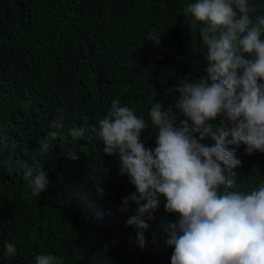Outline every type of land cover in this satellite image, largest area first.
<instances>
[{
  "label": "trees",
  "instance_id": "16d2710c",
  "mask_svg": "<svg viewBox=\"0 0 264 264\" xmlns=\"http://www.w3.org/2000/svg\"><path fill=\"white\" fill-rule=\"evenodd\" d=\"M192 2L0 0V264H35V256L48 253L63 256L64 264H171L163 229L178 217L165 211L161 197L155 219L146 220V247L139 248L138 230L127 225L136 205L120 210L135 188L120 174L118 157L103 153L99 120L119 96L150 123L154 91L167 107L178 98L167 90L179 79L207 76L201 25L192 27L183 12ZM252 3L264 13V0ZM152 29L162 36L158 44L147 39ZM59 108L65 126L52 129ZM81 126L83 138H72L69 130ZM49 131L58 136L45 155L39 141ZM156 134L149 124L145 147L154 149ZM227 147L242 161L236 190L250 191L264 179V153ZM39 167L48 183L37 196L25 174ZM6 242L17 247L11 258Z\"/></svg>",
  "mask_w": 264,
  "mask_h": 264
},
{
  "label": "clouds",
  "instance_id": "9594fccd",
  "mask_svg": "<svg viewBox=\"0 0 264 264\" xmlns=\"http://www.w3.org/2000/svg\"><path fill=\"white\" fill-rule=\"evenodd\" d=\"M183 12L193 19L192 27L201 25L207 76L179 79L167 90L178 93L167 107L154 91L150 123L122 106L119 96L99 120L103 153L118 157L120 174L135 188L120 210L136 205L127 225L138 230L136 244L144 249L146 220L155 219L164 198L165 211L178 217L163 229L173 249L171 264H264V179L250 191L236 190L235 169L242 161L227 147L243 144L248 155L264 153V13L252 0H194ZM161 37L152 29L147 39L158 44ZM57 112L49 127L59 130L65 109ZM217 118H223L219 126L211 123ZM149 124L157 130L154 149L141 139ZM84 133V126L69 130L74 139ZM57 136L49 131L39 141L43 154ZM207 137L213 145L202 143ZM69 157L77 158L75 152ZM25 180L37 196L48 183L42 167L29 168ZM5 254L15 256L16 245L6 242ZM35 264H64V257L40 254Z\"/></svg>",
  "mask_w": 264,
  "mask_h": 264
}]
</instances>
